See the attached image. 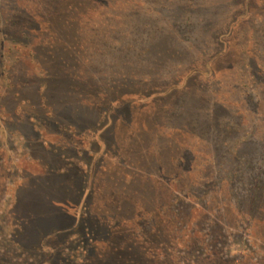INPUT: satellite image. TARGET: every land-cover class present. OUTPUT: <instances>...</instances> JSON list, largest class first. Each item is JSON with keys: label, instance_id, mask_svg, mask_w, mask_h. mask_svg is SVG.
<instances>
[{"label": "rangeland", "instance_id": "374dc122", "mask_svg": "<svg viewBox=\"0 0 264 264\" xmlns=\"http://www.w3.org/2000/svg\"><path fill=\"white\" fill-rule=\"evenodd\" d=\"M0 264H264V0H0Z\"/></svg>", "mask_w": 264, "mask_h": 264}]
</instances>
